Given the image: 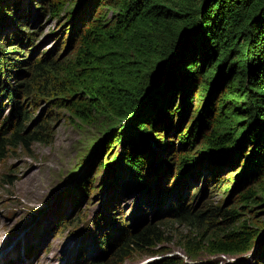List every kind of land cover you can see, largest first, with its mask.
I'll use <instances>...</instances> for the list:
<instances>
[{
  "label": "trees",
  "instance_id": "obj_1",
  "mask_svg": "<svg viewBox=\"0 0 264 264\" xmlns=\"http://www.w3.org/2000/svg\"><path fill=\"white\" fill-rule=\"evenodd\" d=\"M27 6L40 14L47 10L55 17L64 13L69 55L58 60L44 53L35 59L33 68L64 85L63 94L70 98L60 96L58 105L70 117L81 124L100 125L106 156L97 158V170L115 165H111L115 172L110 173L106 185L116 188L122 182L124 192H141L149 198L147 207L152 210L156 187L154 179L146 175L149 146H173L170 161L167 157L162 166L166 173L172 169L176 174L169 185L165 182L162 198L175 191L176 196L180 194L174 185L180 178L181 183L188 181V172L185 176L183 172L191 169L189 161L195 163L194 150H211L215 158L207 161V180L227 194L223 204L233 199L236 203L225 209L211 204L193 209L180 202L186 198L180 194L177 201L169 202L170 217L165 222L141 219L133 230L120 225L122 232L117 240L109 233L104 238L96 237V248L101 253L104 250L100 257L88 259L79 244L75 255L80 262L88 259L87 264H122L132 254L154 256L152 249L173 231L165 227L171 222L183 226L185 233L178 237V246L190 260H197L202 251L211 255L244 253L253 250L258 240L253 261L264 264V221L255 216L264 212V0H0V17L8 16L12 26L16 25L0 42L5 56L30 43ZM4 41L19 43L6 49ZM31 60V55L19 62L0 53L3 90L17 120L26 119L15 99L23 82L12 87L7 79L24 71H14L8 63L30 65ZM184 96L188 114H184L182 123L189 112L192 116L179 132L171 128L175 127ZM1 97L0 89V107ZM209 125V132L202 133ZM12 126L10 117L0 124V157L8 148H23L29 154L32 142H48L41 126L31 131L26 127L11 130ZM170 130L174 134L170 135ZM200 135L202 140L191 149ZM230 150L233 160L227 166L241 160L240 165L247 169L241 183L233 186L230 180H234L235 171L228 180L219 179L222 168L215 164L221 153ZM81 181L92 194L95 188H103L101 182L93 186V178L87 173ZM77 189L76 185L74 193ZM230 190L235 191L228 197ZM114 207L111 201L107 208L111 211ZM138 208L145 218L139 204ZM251 209L254 215L247 218L245 211ZM98 214L96 229L102 221L105 226L107 219L111 224L116 222L115 212L110 216ZM149 264L184 262L165 257Z\"/></svg>",
  "mask_w": 264,
  "mask_h": 264
},
{
  "label": "rangeland",
  "instance_id": "obj_2",
  "mask_svg": "<svg viewBox=\"0 0 264 264\" xmlns=\"http://www.w3.org/2000/svg\"><path fill=\"white\" fill-rule=\"evenodd\" d=\"M25 12L31 23L30 43L26 42L27 46L25 47L21 45L22 48L12 52L9 56H5L6 54L2 51L0 53L4 55V58H16L19 62L28 59L30 55L32 56L30 65H26L27 62L21 66L8 63L14 71L16 69L24 71L21 75L9 76L7 81L12 87L13 85L16 87L15 85L20 81L23 82V85L17 89L15 99L26 119L17 120V116H14L15 112L13 111L15 110L12 107V102L7 101L3 90L5 74L2 72L0 73V89L3 96L1 97L0 124L4 120L8 121L10 117L11 122H14L11 130L26 127L31 131L41 126L44 128L43 133L48 134V142H32L29 146V154L23 148H8L0 157V264H87L89 258L104 255V250L101 253L94 244L96 237L104 238L109 233L113 234V239L117 240V235L122 232L120 225L133 230L136 224L143 221L141 219L149 222L154 219L165 222L170 217L169 202L172 203L178 199L180 194L181 198L186 197L180 202H185L193 209H197L203 204L217 205L224 209L236 204L234 199L223 204L227 194H224L221 188L214 187L215 184L211 180H207L210 167L207 161L212 162L215 158L211 154V150H201V152L194 150L196 153L195 163L191 164L189 161L191 169L183 172L184 176L188 172V181L181 183L180 178L174 185L175 190H180V194L176 196L175 191L170 193V196L168 194L162 198L160 195L162 188L169 185L172 182V177L176 174L172 169H168L169 174L166 173L167 171L163 167L167 161L166 158L168 157L169 160L172 154L173 146L163 148L161 144L157 143H152L149 146L146 175L154 179L156 187V194L152 201L154 204L151 205L154 206L152 210L147 207L149 198L143 196L141 192L134 189L124 192L122 182L116 188L106 185V183L109 184L110 173L115 172L113 168L115 165L110 164L109 168L97 170L96 162L106 156L103 143L100 141L103 134L100 125L81 124L70 117L67 110L58 105L60 96L66 99L70 98L68 94H63L64 85L52 75H40L33 68L35 59L44 53L52 54V57H57L58 60L69 55L71 48L68 49L70 42L68 43L65 33L67 20L64 13L55 17L47 10L41 14L32 11L29 6L25 8ZM15 26H12V21L8 16L0 17V42L6 40L4 36ZM4 42L6 49L17 46L19 43V41ZM21 49L24 50L23 53H20ZM9 61L12 62V59ZM26 81L28 82L26 83ZM186 98V96L183 97L175 127L171 128L178 129L179 132L188 124V120L192 116L189 112L185 122L182 123L186 113ZM211 127L209 125L204 128L202 133L209 132ZM168 132L170 135L174 134L171 130ZM202 138L203 136L200 135L199 139L194 141L195 144L191 149L198 146ZM147 139L150 141L151 137ZM174 140L176 143V135H174ZM176 149L177 147L174 150ZM185 149L188 148L183 150ZM117 150L120 151L119 148ZM232 155L233 150H230L221 153L220 159H215V164L218 163L222 168L219 179L228 180L231 178V173L235 171V174L232 175L234 180H230L231 186L241 183L247 171L246 166L240 165L241 160L233 167L227 166L230 164ZM204 157L206 160H203ZM201 159L203 165H201ZM118 160L121 163L120 158ZM86 173L90 178H93V186H98L101 182L103 188H95L97 192L93 191L94 194H92L91 190L81 181L82 176ZM7 179H9L8 183ZM76 185L78 189L74 193L73 189ZM85 191L86 194H84ZM111 201L115 207L110 211V208L107 207ZM138 204L142 207L145 218L141 217L142 213ZM253 211L254 209L245 211L247 218H250ZM99 212L104 216H110L111 212H115L117 214L116 222L111 224V219H107L105 226L102 221L99 228L96 229L94 220ZM255 216L264 221V212H259ZM252 219L257 218L252 216ZM165 227L173 231L167 232L163 236L166 240L152 249L155 253L154 256L132 254L131 258L125 259L122 264H149L161 261L165 257L181 258L184 264H228L238 261L245 264H258L253 261L258 240H256L253 250L250 249L244 253L211 255L202 251L198 254L197 260H190L178 246V237L185 233L183 226L169 222ZM79 244L81 245L80 249L88 258L81 259V262L80 257L75 255ZM10 245L17 247L5 256H1L2 252Z\"/></svg>",
  "mask_w": 264,
  "mask_h": 264
},
{
  "label": "bare ground",
  "instance_id": "obj_3",
  "mask_svg": "<svg viewBox=\"0 0 264 264\" xmlns=\"http://www.w3.org/2000/svg\"><path fill=\"white\" fill-rule=\"evenodd\" d=\"M15 247H17V246H15ZM15 247H11V245L6 249V250H4L3 252H2V254H1V256H5L8 252H10L13 248H15ZM18 261V260H17ZM25 261V260H24Z\"/></svg>",
  "mask_w": 264,
  "mask_h": 264
},
{
  "label": "water",
  "instance_id": "obj_4",
  "mask_svg": "<svg viewBox=\"0 0 264 264\" xmlns=\"http://www.w3.org/2000/svg\"><path fill=\"white\" fill-rule=\"evenodd\" d=\"M234 191H235V190H230V191H229V194H228V197H229L230 195H232V194L234 193Z\"/></svg>",
  "mask_w": 264,
  "mask_h": 264
}]
</instances>
